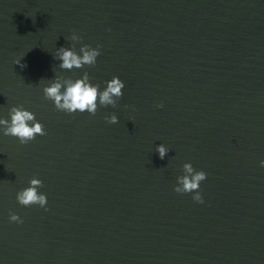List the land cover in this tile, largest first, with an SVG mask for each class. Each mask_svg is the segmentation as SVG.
<instances>
[{
    "label": "water",
    "instance_id": "obj_1",
    "mask_svg": "<svg viewBox=\"0 0 264 264\" xmlns=\"http://www.w3.org/2000/svg\"><path fill=\"white\" fill-rule=\"evenodd\" d=\"M83 45L94 67L59 68ZM85 71L117 107L45 99ZM19 106L46 134L0 130V264H264V0H0V119ZM185 163L203 203L174 191ZM32 178L47 211L17 201Z\"/></svg>",
    "mask_w": 264,
    "mask_h": 264
},
{
    "label": "clouds",
    "instance_id": "obj_2",
    "mask_svg": "<svg viewBox=\"0 0 264 264\" xmlns=\"http://www.w3.org/2000/svg\"><path fill=\"white\" fill-rule=\"evenodd\" d=\"M81 37L75 33L71 36V40L78 42ZM82 55H78L72 48L60 47L57 49L54 59L60 61L59 68L64 70H72L73 68H82L84 65L94 67L97 62V57L100 55V46L91 48L89 45H83L80 48ZM16 64L21 68L25 65L21 61H16ZM61 77L55 76L50 80V86L43 88L45 99L54 102L55 108L59 111H64L69 114L75 113L79 110L81 113L87 111L91 115H95L99 100V105L108 106L113 108L117 107V100L122 97V89L125 84L116 76L110 81H107V87L103 91H99V85L90 83L89 74L84 72L82 78L73 81L71 78H64L63 84L60 82ZM64 89L62 92L61 89ZM115 97L116 99H113ZM162 104L157 107H162ZM10 122L6 119H0V126L5 136H13L18 138L21 144H27L29 141L34 140L36 135H45L44 126L40 122L35 121V115L24 110L23 106L13 107L10 110ZM106 121L110 124L118 123V117L113 114L110 117H105ZM31 122V125H30ZM159 153L160 159H164L170 151L164 145H159L156 148ZM264 165V161L261 162ZM183 176L177 178V186L174 187L176 193L185 194L195 192L192 199L195 202L203 203L202 195L199 192L200 182L205 180L207 174L204 171H195L191 163L183 165ZM42 181L37 178L30 180V186L17 193V201L22 206L39 205L45 208L47 203L46 195L38 194L37 189L42 187ZM47 211V208H45ZM10 220L22 223L23 221L16 214L10 216Z\"/></svg>",
    "mask_w": 264,
    "mask_h": 264
}]
</instances>
